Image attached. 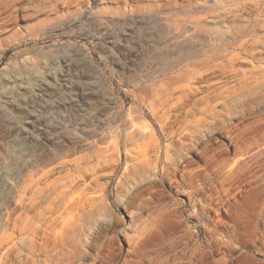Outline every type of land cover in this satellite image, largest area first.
<instances>
[{
  "label": "rangeland",
  "instance_id": "374dc122",
  "mask_svg": "<svg viewBox=\"0 0 264 264\" xmlns=\"http://www.w3.org/2000/svg\"><path fill=\"white\" fill-rule=\"evenodd\" d=\"M0 264H264V0H0Z\"/></svg>",
  "mask_w": 264,
  "mask_h": 264
}]
</instances>
